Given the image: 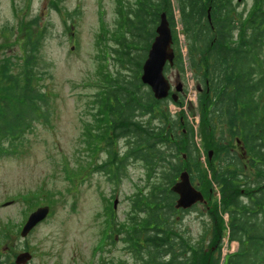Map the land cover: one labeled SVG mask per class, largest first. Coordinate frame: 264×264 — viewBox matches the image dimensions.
I'll list each match as a JSON object with an SVG mask.
<instances>
[{
	"label": "trees",
	"instance_id": "16d2710c",
	"mask_svg": "<svg viewBox=\"0 0 264 264\" xmlns=\"http://www.w3.org/2000/svg\"><path fill=\"white\" fill-rule=\"evenodd\" d=\"M173 2H118L108 30V41L114 44L101 53L104 67L88 103L92 121L83 123L82 142L92 168L113 187L119 186L129 161L142 165L147 190L130 197V212L116 231L124 235L137 263L264 264V0H254L249 11L241 12L235 0ZM161 14L171 29L174 51L173 65L163 72L175 70L180 77L191 73L199 143L182 109L181 92L176 100H156L140 80ZM37 40V35L26 37L21 66L12 68L8 61L2 65L3 160L20 157L28 148V136L38 125L50 127L54 114L51 95L40 83L44 73L36 67ZM170 105L180 109L172 114ZM121 142L123 150L118 148ZM100 153L103 159L93 164ZM183 171L207 201L199 211L202 232L197 238L181 229L177 219L198 211L197 205L175 209L177 197L170 191ZM223 239L236 243L237 249L222 257Z\"/></svg>",
	"mask_w": 264,
	"mask_h": 264
},
{
	"label": "rangeland",
	"instance_id": "374dc122",
	"mask_svg": "<svg viewBox=\"0 0 264 264\" xmlns=\"http://www.w3.org/2000/svg\"><path fill=\"white\" fill-rule=\"evenodd\" d=\"M119 1L0 0V73L5 61L12 68L23 64L25 39L37 35L36 67L44 73L40 83L50 93L54 111L50 127L38 125L20 157L0 159L2 264H14L24 253L32 256L26 264H139L127 251L124 235H116V231L130 212V197L147 190L142 165L129 161L119 186L113 187L104 174L92 168L82 142L83 123L92 121L88 103L104 67L101 53L114 44L108 41V30ZM253 2L235 0L234 5L239 12L249 11ZM173 3L175 6V0ZM175 15L178 20L177 11ZM180 29L176 25L175 31ZM177 36L184 56L183 36ZM165 76L170 94H176L175 87L181 85L182 109L199 143L197 89L191 73L186 71L180 77L170 70ZM169 109L173 114L180 108L170 105ZM123 147L119 143L118 148ZM103 157L104 153L97 154L93 164ZM201 161L204 164V155ZM7 202L10 204L4 205ZM41 206L48 207L47 217L21 239L18 234L27 216ZM201 206L177 216L181 229L195 238L202 232ZM236 249V243L223 239L222 256Z\"/></svg>",
	"mask_w": 264,
	"mask_h": 264
},
{
	"label": "water",
	"instance_id": "95a60500",
	"mask_svg": "<svg viewBox=\"0 0 264 264\" xmlns=\"http://www.w3.org/2000/svg\"><path fill=\"white\" fill-rule=\"evenodd\" d=\"M171 45V30L165 14H161L160 21L155 29V37L143 62L140 77L141 83L151 90L156 100L167 98L170 92V83L164 76L163 70L165 65L172 66L173 64L174 52ZM180 87V85H177L176 90L180 91ZM171 97L176 100L174 94ZM208 155L210 157L211 153L209 152ZM170 191L177 196L176 209L187 210L197 203H204L202 193L192 186L189 174L186 171L179 175V181L170 188ZM115 203L116 201H114V205ZM48 211V207L45 206L39 207L30 213L20 231V237L24 238L33 227L44 220ZM30 258L31 256L28 253L21 254L15 259V264H26Z\"/></svg>",
	"mask_w": 264,
	"mask_h": 264
}]
</instances>
